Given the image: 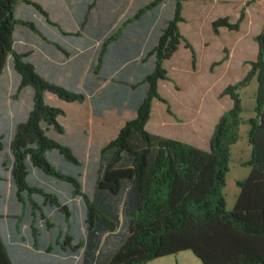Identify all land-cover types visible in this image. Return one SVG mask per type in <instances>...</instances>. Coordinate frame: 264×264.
I'll return each mask as SVG.
<instances>
[{
    "label": "trees",
    "instance_id": "trees-1",
    "mask_svg": "<svg viewBox=\"0 0 264 264\" xmlns=\"http://www.w3.org/2000/svg\"><path fill=\"white\" fill-rule=\"evenodd\" d=\"M21 3L51 23L32 0H0V264H148L184 252L202 264H264L262 36L245 77L220 94L232 108L218 121L209 150H202L147 130L153 101L166 102L159 94V82L168 80L164 63L182 42L193 67L196 53L179 30L183 0H146L80 59L85 67L91 61L96 115L114 108L137 112L87 163L67 142L59 121L66 112L46 102L49 94L83 103L87 92L48 80L33 52L21 49L19 30L42 38L33 20L17 17ZM91 10L80 31L68 36L80 41ZM244 19L243 12L234 24L217 20L214 33L239 31ZM254 78L256 117L247 121L252 157L243 164L251 171L237 183L240 193L227 211L231 148L246 122L239 91Z\"/></svg>",
    "mask_w": 264,
    "mask_h": 264
},
{
    "label": "crops",
    "instance_id": "crops-1",
    "mask_svg": "<svg viewBox=\"0 0 264 264\" xmlns=\"http://www.w3.org/2000/svg\"><path fill=\"white\" fill-rule=\"evenodd\" d=\"M32 1L44 9L49 15L51 23L36 12L32 6L19 4L16 12L17 17L33 20L43 38L40 39L32 32L21 29L19 30L21 49L33 52V63L48 80L65 85L69 89L87 92V98L83 103L69 104L49 94L46 96V102L50 99L52 105L61 107L66 112V115L61 117L59 121L62 125L63 123L66 125L67 129L64 128L67 134V142L73 146L75 151L84 152L88 163L92 151H99L118 137L127 123L122 117L126 115L133 121L137 118V112L129 109L120 112L117 108H114L104 110L102 116L96 115L94 113L96 105L94 108L92 102L94 77H92L90 71L91 61L88 60V65L85 67L84 64L80 65V59L94 51L93 48L98 43L96 40L103 39L104 34L109 33L125 18L130 17L133 10L144 6L146 0L143 2H141L142 0ZM89 7H93V10H91L88 16L89 19L83 30H81L82 34L78 37L80 40L78 42L68 35L80 31L82 21L84 16L87 15ZM243 12L245 13V19L239 31L221 29L219 35L214 33L213 23L215 21L228 19L234 24L240 20ZM184 28H186V34L183 33ZM179 30L187 41L188 38L201 41L204 59L205 55L210 56L209 64L218 63V61L224 60L226 56L228 57L219 70L214 71L207 80L216 82L220 80L223 74L226 77L233 75L236 69L235 66L238 63L245 69L244 78L250 70L248 63L256 60L259 51L257 38L264 35V0H183V22L179 25ZM147 32L142 29L138 31L139 34L146 35L149 38V30ZM44 39L48 42H45ZM220 39H224V41L220 42ZM214 40L216 43L211 42ZM60 48L64 49L67 55ZM182 48H184V51L191 53L184 42L180 45L178 52H181ZM193 48L197 54V49ZM225 51L227 52L225 53ZM249 55H252L251 58L254 60L247 59ZM218 57L221 58L218 59ZM234 57L236 58L234 59ZM237 58H239L238 61ZM197 61L198 57L196 55V63ZM167 81H171L169 77ZM238 81L240 80L235 83ZM161 83L160 81V87ZM167 86L170 88L169 85ZM103 87L98 91L99 95L102 94ZM171 89L174 90V88ZM3 91H5V88ZM3 94L5 92H2L0 97ZM176 94L178 95V93ZM177 100L179 101L173 103V107L167 101L165 103L159 100L153 101L151 119L147 125V130L150 133L169 139L175 135L182 137L186 143H188L189 138L187 135L195 133L203 136L202 142L205 144L208 143L209 139L211 141L215 127L222 115L232 108L231 106L228 110H221L219 113L217 108L203 110V107L199 105L197 113L193 115V119L190 121L191 124L188 125L186 121L180 120V122L176 118L173 109L175 108L179 114L184 109V103L181 104L180 99ZM227 100L230 101V99ZM169 129L175 130V134H169ZM177 132H181L180 135L182 136L178 135ZM208 145L210 148V142ZM246 162L240 161L238 164L242 165ZM237 196H235V199H237ZM181 256L182 253L177 256L155 260L148 264H164L167 259L178 261ZM188 256L191 257V255Z\"/></svg>",
    "mask_w": 264,
    "mask_h": 264
},
{
    "label": "rangeland",
    "instance_id": "rangeland-1",
    "mask_svg": "<svg viewBox=\"0 0 264 264\" xmlns=\"http://www.w3.org/2000/svg\"><path fill=\"white\" fill-rule=\"evenodd\" d=\"M185 30L186 28L183 29V33H185ZM188 41L193 47L197 49L196 55L198 57V61L195 67H193L192 65L193 60L191 53L189 51H184V48H182L181 52H177L171 61H167L164 63V68L168 71V77L171 81H161L162 83L161 87L159 86V93L161 97L164 98L165 101H167L168 104L172 107L174 106L173 103L179 101L177 99H180L181 104L184 103V109L181 112L182 115L177 113L175 108L173 110L176 118L179 121H186V123L189 125L191 124L190 121L193 119V115L197 113L199 105L203 107V110H206L207 108H217L219 113L221 112V110H228L229 108H231V100L229 101L227 100L229 98L225 97L221 98L220 94L229 85H234L237 80L241 81L243 78V74H245V69L238 63L235 66L236 69L233 75L226 77L225 74H223L220 80L211 82L210 80H207L208 77H211V74L214 73V71H218L222 64L219 66H214L217 62L213 63L212 65L209 64V55H205L206 57L204 59V53L201 48L203 47V45L201 46V41L191 38H188ZM219 41L223 42L224 39H220ZM211 42L216 43L215 40ZM251 57L252 55H249L247 59L250 58V60H254ZM219 58L221 57H218V59ZM235 58L236 57H234V59ZM236 60L238 61L239 58H237ZM167 85H169L170 88ZM171 88H174V90H172ZM257 91V78H254L246 88H243L239 91L242 101V108L244 110L242 117L246 122L240 127V140L231 148V162L229 164V172L226 175V188L223 192L226 198L227 211H231L233 209L234 202L236 203L235 196L239 195L240 193V189L237 183L246 180L251 171L250 167L243 165L244 163L242 165L238 164V162H246L247 160L250 161L252 157V147L248 140L249 125L247 124V121L251 118L256 117ZM176 93H178V95ZM48 100V105L57 107L56 105H52L53 103L50 101V99ZM67 117H69V115H67ZM202 118H204V116H202ZM72 119L76 121L74 117H72ZM122 119H125L127 122L132 120L126 115L122 117ZM207 121L210 122L209 120ZM63 126L66 128L65 123H63ZM169 132V134H175V130L169 129ZM177 134L180 135L181 132H177ZM187 136L189 137L188 144L194 145L195 147L202 150H209L208 144L210 142V139L208 140V143L206 142L204 144V142H202L203 136L196 135L195 133H190ZM171 139L186 143V141L182 137H177L175 135L174 137H171ZM1 195H3V193H1ZM188 255H191V257ZM192 255L193 254L191 252H184L182 253V256L178 261H175L174 259H167V262L164 261L165 263H162L202 264L200 260L194 258V256Z\"/></svg>",
    "mask_w": 264,
    "mask_h": 264
},
{
    "label": "water",
    "instance_id": "water-1",
    "mask_svg": "<svg viewBox=\"0 0 264 264\" xmlns=\"http://www.w3.org/2000/svg\"><path fill=\"white\" fill-rule=\"evenodd\" d=\"M261 42H262V44H264V35L262 36Z\"/></svg>",
    "mask_w": 264,
    "mask_h": 264
}]
</instances>
